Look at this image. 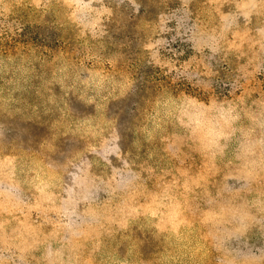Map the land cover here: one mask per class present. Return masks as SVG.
Here are the masks:
<instances>
[{"label": "rangeland", "instance_id": "1", "mask_svg": "<svg viewBox=\"0 0 264 264\" xmlns=\"http://www.w3.org/2000/svg\"><path fill=\"white\" fill-rule=\"evenodd\" d=\"M0 264H264V0H0Z\"/></svg>", "mask_w": 264, "mask_h": 264}]
</instances>
